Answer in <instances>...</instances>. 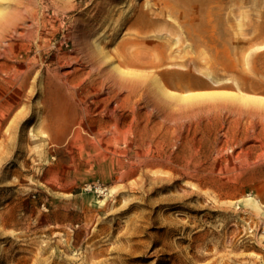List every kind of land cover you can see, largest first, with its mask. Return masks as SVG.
Returning <instances> with one entry per match:
<instances>
[{
    "label": "rangeland",
    "instance_id": "obj_1",
    "mask_svg": "<svg viewBox=\"0 0 264 264\" xmlns=\"http://www.w3.org/2000/svg\"><path fill=\"white\" fill-rule=\"evenodd\" d=\"M99 1L28 0L35 35L0 45V264H264V0Z\"/></svg>",
    "mask_w": 264,
    "mask_h": 264
},
{
    "label": "bare ground",
    "instance_id": "obj_2",
    "mask_svg": "<svg viewBox=\"0 0 264 264\" xmlns=\"http://www.w3.org/2000/svg\"><path fill=\"white\" fill-rule=\"evenodd\" d=\"M13 1V0H12ZM15 2H14V4H11V5H8V6H5L6 7V9H5V7H1L0 6V8L1 9H3V11L4 10H6V11H4V12H1L0 11V45L2 44V43H6L9 47H18V42H17V40H21V38H25V37H28L29 35H31V33L32 32H27L26 30H24V29H29V27H31L32 25L30 24L28 27H25V25H22V24H25V22L27 21V19L28 20H32V21H36L37 20V17H38V13L36 14V11H34V10H32V8H31V11L29 10V3H28V0L27 1H24V0H14ZM34 1V0H33ZM56 1V0H55ZM62 1V0H61ZM70 1V0H69ZM95 1V0H94ZM99 1V0H98ZM111 1V0H110ZM30 2V1H29ZM51 2V1H50ZM97 2V1H96ZM100 2V1H99ZM98 2V3H99ZM162 2V1H161ZM168 2V1H167ZM13 3V2H12ZM48 3V2H47ZM53 3V2H52ZM64 3V2H63ZM71 3V2H70ZM31 4V3H30ZM59 4V3H58ZM66 4V3H65ZM127 4H129V3H127ZM60 5V4H59ZM58 5V6H59ZM71 5V4H70ZM92 5H93V3H92ZM98 5V4H97ZM32 6V5H31ZM36 7L38 6V5H35ZM55 6H56V4H55ZM63 7H65L64 5H62ZM68 6V4L66 5V7ZM79 6V5H78ZM94 6V5H93ZM92 6V7H93ZM129 6H130V4H129ZM33 7V6H32ZM70 7V6H69ZM69 7H67V8H69ZM73 7V6H72ZM131 7V6H130ZM130 7H128V8H130ZM38 8V7H37ZM45 8V7H44ZM56 8H58V7H55L54 8V10L56 9ZM59 9V8H58ZM71 9V8H70ZM73 9H74V7H73ZM93 9V8H92ZM134 9V8H133ZM36 10V9H35ZM65 10V9H64ZM72 10V9H71ZM99 10V9H98ZM137 10V9H136ZM135 10V11H136ZM144 10V9H143ZM38 11V10H37ZM60 11V10H59ZM131 11V10H130ZM138 11V10H137ZM44 12V11H43ZM57 11H55V13H56ZM134 12V11H133ZM132 12V13H133ZM145 12H146V9H145ZM40 13V12H39ZM47 13V12H46ZM52 13H54V12H52ZM61 13V12H60ZM89 13V12H88ZM92 13V12H91ZM137 13V12H136ZM44 14H45V12H44ZM66 14V13H65ZM124 14H125V11H124ZM144 13H143V11H139L133 18H130V19H126L125 20V22H123L124 21V19H123V23L124 24H126V23H128L129 21V23H130V25H133V26H135V25H144L145 24V22L143 21V22H139V17L140 16H142ZM98 15V14H97ZM131 15V14H130ZM149 15V14H148ZM41 16V15H40ZM112 16V15H111ZM124 16V15H123ZM128 16V15H127ZM56 17H57V15H56ZM101 17V16H100ZM124 17H126V16H124ZM130 17V16H129ZM45 18V17H44ZM51 18V17H50ZM80 18V17H79ZM86 18V17H85ZM128 18V17H127ZM59 19V18H58ZM90 19V18H89ZM94 19V18H93ZM114 19V18H113ZM117 19V18H116ZM146 19V18H145ZM45 20V19H44ZM53 20V19H52ZM76 20V19H75ZM103 20V19H102ZM40 21V20H39ZM56 21V20H55ZM60 21V20H59ZM80 20H78V22H79ZM109 21H112V20H109ZM37 22V21H36ZM76 22V21H75ZM81 22V21H80ZM91 22H92V20H91ZM27 23H28V21H27ZM38 23V22H37ZM36 23V24H37ZM61 23V22H60ZM97 23H98V20H97ZM108 23V22H107ZM29 24V23H28ZM44 24V23H43ZM48 24V23H47ZM81 24V23H80ZM83 24V23H82ZM90 24V23H89ZM94 24V23H93ZM40 25V24H39ZM50 25V24H49ZM60 25V24H59ZM64 25V24H63ZM62 25V26H63ZM76 25H77V23H76ZM118 25H120V24H118ZM35 26V25H34ZM70 26V25H69ZM91 26V25H90ZM33 27V26H32ZM40 27V26H39ZM100 27V26H99ZM129 27V26H128ZM127 27V28H128ZM139 27V26H138ZM137 27V28H138ZM146 27V26H145ZM51 28H52V25H51ZM61 28V27H60ZM75 28V27H74ZM82 28V27H81ZM136 28V27H135ZM144 28V27H143ZM40 29V28H39ZM86 29H87V27H84V29L81 31V32H78V33H81V35H86L87 34V31H86ZM36 30V29H35ZM37 30H38V28H37ZM57 30V29H56ZM138 30H140L139 28H138ZM39 31V30H38ZM60 31V30H59ZM133 31V30H132ZM77 32V31H76ZM129 32V31H128ZM37 33V32H36ZM40 33V32H39ZM42 33H43V31H42ZM49 33V32H48ZM55 33V32H54ZM127 33V32H126ZM32 35H35V34H33L32 33ZM37 35V34H36ZM72 35H75V34H72ZM77 35V34H76ZM75 35V36H76ZM81 35H79L80 37H81ZM34 37V36H33ZM83 37V36H82ZM42 38L43 37H41V35L39 36V39H40V41L42 40ZM106 38V37H105ZM25 39H27V38H25ZM31 39H33V38H31ZM68 39V38H67ZM84 39V38H83ZM94 39V38H93ZM139 39V38H138ZM37 40V39H36ZM50 40V39H49ZM74 40H76V39H74ZM79 40H81L80 38H79ZM30 41V40H29ZM34 41V40H33ZM43 41V40H42ZM67 41V40H66ZM65 41V42H66ZM77 41V40H76ZM102 41V40H101ZM141 41V40H140ZM143 41V40H142ZM73 42V41H72ZM103 42V41H102ZM51 43V42H50ZM75 43V42H74ZM90 43V42H89ZM88 43V44H89ZM99 43V42H98ZM72 44V43H71ZM97 44V43H96ZM143 44V43H142ZM150 44H152V43H150ZM164 44V43H163ZM167 44V43H166ZM6 45V46H7ZM35 45V44H34ZM56 45V44H55ZM77 45V44H76ZM32 46V45H31ZM37 47V46H36ZM45 47V46H44ZM53 47V46H52ZM51 47V48H52ZM64 47V46H63ZM62 47V48H63ZM71 47V46H70ZM80 48V47H79ZM85 51H87L86 52V54H87V58H88V61L90 60V62H91V66L93 67H91L92 69H98L99 68V70H101L100 69V67H98V60H97V58H95L93 55H92V52H93V49H92V47L90 46V45H86L85 47ZM28 49V48H27ZM39 49V48H38ZM65 49V48H64ZM98 49V48H97ZM100 49V48H99ZM98 49V50H99ZM125 49V48H124ZM7 50L8 49H6V48H4V53H6L7 52ZM10 50V49H9ZM12 50V49H11ZM25 50V49H24ZM29 50V49H28ZM37 50V49H36ZM49 50V49H48ZM55 50V49H54ZM60 50H62V49H60ZM95 50V49H94ZM101 50V49H100ZM134 50V49H133ZM0 51H1V49H0ZM21 50L18 48V52H17V54L20 52ZM38 51V50H37ZM59 51V50H58ZM97 51V50H96ZM102 51H104V50H102ZM107 51V50H106ZM99 52V51H98ZM137 52V51H136ZM1 53V52H0ZM3 53V54H4ZM38 53V52H37ZM40 53V52H39ZM60 53V52H59ZM72 53V52H71ZM30 54V53H29ZM54 54V53H53ZM56 54V53H55ZM70 54V53H69ZM67 52H62V53H60V56L58 57L59 58V60H61V59H65V61L67 60L68 61V59L69 58H71L72 59V56H73V58H75L76 59V57H74L75 55H69ZM101 54V53H100ZM104 54V53H103ZM102 54V55H103ZM108 53H106V55H107ZM139 54H140V52H139ZM153 54V53H152ZM77 55V54H76ZM109 55V57H110V54H108ZM127 55V54H126ZM24 56V55H23ZM35 56V55H34ZM42 56V55H41ZM79 56V55H78ZM83 56V55H82ZM105 56V55H104ZM4 57V56H3ZM7 57V56H6ZM12 57H14V56H12ZM44 57V56H43ZM81 57V56H80ZM79 57V58H80ZM133 57V56H132ZM5 58V57H4ZM47 58V57H46ZM86 58V57H85ZM125 59V58H124ZM133 59V58H132ZM131 59V60H132ZM8 60V59H7ZM30 61H31V59H29ZM40 60H41V58H40ZM49 60V59H48ZM70 60V59H69ZM100 60V59H99ZM110 59H108V61H109ZM1 61V60H0ZM12 61V60H11ZM66 61V62H67ZM73 61V60H72ZM103 61V60H102ZM15 62V61H14ZM17 62V61H16ZM15 62V63H16ZM32 62V61H31ZM31 62H29V63H31ZM41 62V61H40ZM105 62V61H104ZM121 62H124V61H122L121 60ZM133 62V61H132ZM1 63V62H0ZM18 63V62H17ZM55 63V62H54ZM53 63V64H54ZM68 63V62H67ZM86 63V62H85ZM114 63V62H113ZM138 62H135V64H137ZM37 64V63H36ZM60 64V63H59ZM69 64V63H68ZM76 64V63H75ZM103 64V63H102ZM124 65L125 64H127V63H123ZM130 64V63H129ZM128 64V65H129ZM15 65V64H14ZM27 65V64H26ZM31 65H32V63H31ZM44 65V64H43ZM90 64H88V66H89ZM104 65H105V63H104ZM113 65V64H112ZM117 65V64H116ZM60 66V65H59ZM75 66V65H74ZM78 66V65H77ZM85 66H87V65H85ZM84 66V67H85ZM100 66H102V65H100ZM114 66H115V64H114ZM19 67V66H18ZM17 67V68H18ZM56 67V66H55ZM61 67H65V65L63 64V65H61ZM60 67V68H61ZM118 67H119V65H118ZM34 68V67H33ZM47 68V67H46ZM90 68V69H91ZM6 69H8V68H6ZM35 69V68H34ZM88 70V71H91V70ZM103 69V68H102ZM4 70V69H3ZM14 70H15V68H14ZM19 70H21V73L23 72V73H25V80L27 79V77L29 76V74L32 72V67L29 65V66H25L24 67V65L23 66H20V68H19ZM48 70V69H47ZM80 70V68H78V67H75V69L73 68L72 69V66H70V68L67 70V71H64V72H60L61 70H54L55 72H54V74H53V78L54 79H56V81H59V86L61 87V88H65L66 89V92L65 93H67L68 92V98L69 99H71L72 101H74L75 103H79L80 105H81V111H82V113H83V115L80 117V119L78 120V124H79V126H84V125H86L87 124V121H86V118H88V117H92V118H90V119H94L93 121H92V123H94V122H102V119H99V118H94L95 116L94 115H101V113H102V111L101 112H97V110H98V106H97V104L99 103V102H101L100 100H98V97H99V95H98V89H97V86L95 85V83L96 82H94L93 80L94 79H92L91 78V76H90V73L91 72H88L86 75H85V78L83 79V80H81L80 82H78V81H76V74H77V72ZM104 70V69H103ZM117 70L119 71V73H121V74H124V75H126V74H132L131 72H129V71H125L124 69H122V68H117ZM11 71V70H10ZM35 70H33V72H34ZM53 71V70H52ZM98 71V70H97ZM2 72V71H1ZM49 72V71H48ZM47 72V73H48ZM83 72V71H82ZM85 72V71H84ZM94 72V71H93ZM10 73V72H9ZM15 73H16V71H15ZM20 73V74H21ZM50 73V72H49ZM94 73H96V71L94 72ZM93 73V74H94ZM112 73V72H111ZM1 74H3V72L1 73ZM7 74V73H6ZM78 74H81V73H78ZM102 74V73H101ZM100 74V75H101ZM17 75V74H16ZM52 75V74H51ZM84 75V74H83ZM92 75V74H91ZM112 75V74H111ZM10 76H12V75H10ZM30 76H32V74L30 75ZM38 76V75H37ZM40 76V75H39ZM47 76H49V74L47 75ZM93 76V75H92ZM103 76V75H102ZM0 77H1V75H0ZM49 77H51V76H49ZM79 77V76H78ZM83 77V76H82ZM105 77H106V75H105ZM107 77L109 78V76L107 75ZM4 78V77H3ZM14 78H17V76L16 77H14ZM46 78V77H45ZM80 78V77H79ZM49 79V78H48ZM3 80V79H2ZM29 79H27V81H28ZM119 80V79H118ZM136 80V79H135ZM15 81H17V80H15ZM14 81V82H15ZM23 81V80H22ZM46 81V80H45ZM50 81L51 80H49V84H52L53 82H51L50 83ZM54 81V80H53ZM103 81V80H102ZM101 81V82H102ZM130 81H132V80H130ZM30 82V81H29ZM47 82V81H46ZM113 82V81H112ZM121 82V81H120ZM23 83V82H22ZM26 83V82H25ZM57 83V82H56ZM97 83H98V81H97ZM115 83H117V81L115 82ZM13 84V83H12ZM45 84V83H44ZM48 84V83H47ZM58 84V83H57ZM124 84V83H123ZM127 84V83H126ZM133 85H135V83H132ZM132 84H127V85H129L128 87H130V86H133ZM158 84H159V88L161 89V90H163L165 93H169L166 89H165V85L163 84V83H160V82H158ZM26 85V84H25ZM113 85V84H112ZM117 85V84H116ZM21 86V85H20ZM23 86V85H22ZM27 86V85H26ZM25 86V87H26ZM34 86V85H33ZM51 86H53V85H51ZM55 86V85H54ZM58 86V85H57ZM82 86V88H81V90H82V92H80V91H78V88L79 87H81ZM99 86H100V84H99ZM102 86V85H101ZM56 87V86H55ZM134 87V86H133ZM102 88V87H101ZM10 89V88H9ZM32 90H33V87L31 88ZM57 89H58V87H57ZM120 89V88H119ZM23 90V89H22ZM21 90V91H22ZM60 90V89H59ZM114 90H115V87H114ZM130 90V89H129ZM135 91V90H134ZM10 92V91H9ZM26 92V91H25ZM47 92V91H46ZM83 92H85L84 94H86L85 96H82V94L81 93H83ZM128 92V91H127ZM21 93V92H20ZM44 93V92H43ZM117 93V92H116ZM129 93V92H128ZM128 93H126V95L128 94ZM40 94H42V93H40ZM131 94V93H130ZM89 95H93L94 97H93V99L91 100V103L90 104H88V105H85L86 104V98L87 97H89ZM98 95V96H97ZM118 95V94H117ZM14 96V95H13ZM43 96V95H42ZM199 96H201V94L200 93H184V94H182V95H175V97L176 98H178V99H181V100H193V99H196L197 97H199ZM15 97H17V96H15ZM125 97V96H124ZM126 97H128V96H126ZM21 98V97H20ZM105 98V97H104ZM11 99V98H10ZM90 99V98H89ZM100 99V98H99ZM123 99V98H122ZM122 99H121V101H122ZM239 99L240 100H242V101H244V102H249V101H251V100H253V99H257V98H254L253 96H251V95H240L239 96ZM258 100H260L259 102H262V101H264L263 99H261V98H259ZM103 101H105V100H103ZM85 103V104H84ZM17 103H15V105H16ZM93 104L95 105V106H93ZM100 104V103H99ZM104 104V103H103ZM76 105V104H75ZM105 105V104H104ZM77 106V105H76ZM46 107V106H45ZM99 107H101V106H99ZM104 107V106H103ZM107 108V107H106ZM99 110H102V107H101V109H99ZM98 110V111H99ZM103 111H104V108H103ZM114 111L115 110H113L112 111V109H111V111L109 110L108 112H107V115H111L110 114V112L111 113H113L114 114ZM105 113V112H104ZM89 119V118H88ZM47 123V122H46ZM49 123V122H48ZM40 138H42V140L43 141H47L48 140V135H46L45 133H43L42 135H40ZM102 253V252H101ZM93 255L96 257V255H97V253H94L93 252ZM93 255H91V256H93ZM100 264H102V263H100Z\"/></svg>",
    "mask_w": 264,
    "mask_h": 264
}]
</instances>
